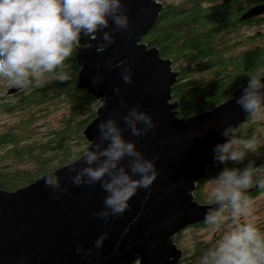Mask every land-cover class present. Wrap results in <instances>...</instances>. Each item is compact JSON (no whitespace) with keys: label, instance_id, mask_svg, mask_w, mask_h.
<instances>
[{"label":"water","instance_id":"95a60500","mask_svg":"<svg viewBox=\"0 0 264 264\" xmlns=\"http://www.w3.org/2000/svg\"><path fill=\"white\" fill-rule=\"evenodd\" d=\"M124 3L130 34L114 33L112 44L104 50H96L99 33L95 39L82 37L75 52L76 87L97 101L106 98L102 107L97 105L94 117L80 134L88 147L98 135L97 122L109 113L123 127L118 115L126 107L135 105L145 110L155 128L139 138L136 147L146 157H155L159 174L147 199L145 190H138L129 200V210L108 224L92 214L101 207L105 194L98 183L74 186L68 181L65 192L53 194L40 176L13 189L0 187V264H14L19 256L25 258V264H176L182 249L175 243V235L188 225L202 222L209 204L194 200L192 190L207 165L218 163L212 158L211 147L229 138L221 131L230 127V136H235L233 130L248 115L233 102L245 83L210 109L184 117L176 115L177 102L171 100L170 91L177 71L172 69L169 58L159 55L157 47L141 41L163 4L159 0ZM263 12L264 3H259L247 8L239 18ZM126 63L132 67L131 84H124L120 69L112 66ZM97 75L101 78L92 85L90 80ZM113 86L120 88L119 96L113 94ZM18 90L10 86L5 93ZM120 99L125 101L123 107ZM122 134L126 139H136L127 129ZM80 163L72 159L57 166V175L63 177L69 166ZM65 183L62 179L61 185ZM125 226L128 230L121 236ZM102 231L108 236L94 255L74 252L77 244L81 249L90 247Z\"/></svg>","mask_w":264,"mask_h":264},{"label":"clouds","instance_id":"9594fccd","mask_svg":"<svg viewBox=\"0 0 264 264\" xmlns=\"http://www.w3.org/2000/svg\"><path fill=\"white\" fill-rule=\"evenodd\" d=\"M130 29L124 0H0V79L17 89L40 86L45 75L52 80L67 81L70 79L67 62L82 37L95 39L99 33L96 50H104L112 44L114 33L130 34ZM121 65L112 66L120 69L124 84H131V65ZM100 78L94 76L90 83L95 85ZM262 78L264 68L248 73L240 94L234 98L233 102L247 114L264 111ZM120 91L118 86H113L114 95L119 96ZM105 101L106 98L100 97L98 106L102 107ZM119 103L122 107L125 105L123 99ZM118 119L123 127L111 113L97 122L98 135L73 158L81 163L69 166L63 177L57 175L55 164L42 174L44 186L53 194L65 192L68 181L74 186L98 183L105 194L101 207L92 214L103 224L129 210V200L138 190L144 189V199H147L150 186L159 174L155 157H146L136 147L139 138L155 128L151 115L132 105L126 107ZM124 129L136 139L124 138ZM230 133L231 128L225 127L221 135L229 138L211 147L213 160L220 164L239 163L246 150L255 149L248 147L251 138L240 139ZM62 179L66 180L64 186ZM202 182L209 204L202 223L213 233L220 231L221 235L201 251L198 264H264V230L242 220L251 211L247 190L254 185L264 189V163L255 165L248 160L240 168L225 166ZM229 221L231 226L224 230L223 226ZM127 230L125 226L121 236ZM107 236L108 233L102 231L90 247L81 249L77 244L74 252L94 255ZM14 264H25V258L17 257Z\"/></svg>","mask_w":264,"mask_h":264},{"label":"trees","instance_id":"16d2710c","mask_svg":"<svg viewBox=\"0 0 264 264\" xmlns=\"http://www.w3.org/2000/svg\"><path fill=\"white\" fill-rule=\"evenodd\" d=\"M159 1L163 7L141 41L157 47L159 55L169 58L177 71L170 91L171 100L177 102L176 115L184 117L212 108L229 98L233 89L246 81L248 73L264 68V30L256 31L263 27V18H239L249 5L264 0ZM78 48L67 62L69 80L60 82L45 75L40 86L0 94V114L11 118L0 122V187L23 185L42 176L53 164L57 167L69 162L84 150L87 143L80 132L94 117L98 101L76 87ZM4 89L0 81V93ZM55 107L65 113L58 119L49 118ZM243 160L231 167L240 168ZM220 169L221 164L209 165L206 177ZM230 226L231 221L223 228ZM206 227L203 224L202 228ZM258 228L264 230V226ZM220 235L218 231L207 240L199 238L183 246L176 264H198L201 251Z\"/></svg>","mask_w":264,"mask_h":264},{"label":"flooded vegetation","instance_id":"af4514ba","mask_svg":"<svg viewBox=\"0 0 264 264\" xmlns=\"http://www.w3.org/2000/svg\"><path fill=\"white\" fill-rule=\"evenodd\" d=\"M259 3H264V1L254 2L253 4L249 5L247 8H249L250 6L259 4ZM254 17L256 18V20L259 19L260 21L263 18L262 23H264V12L259 14L258 16H254ZM247 19H249V18H247ZM262 23H261V26H263L262 28L264 30V25H262ZM259 29H256V31L257 30H258V32L261 31V29L260 30ZM245 82L246 81L242 82L239 85H242ZM239 85H237V86H239ZM229 96H231V95H229ZM261 112L262 111L257 112V113L248 114L246 116V118L244 119V121L241 122L240 124H238L236 126V128L233 130L235 133V136L237 138L241 139V138L246 137L247 139H250L251 137H254V140L252 141L251 144L248 145V147H252L255 149L254 150H246V153H245L246 159L243 160V164L241 165V167H243L244 164H246L248 160H252L255 165H259L261 163H264V118H263V120H261V118L258 117V114ZM260 122H263L262 126H261ZM233 164L235 165L236 162H233V161L226 162L224 164H221V168L225 167V166L231 168V166ZM209 165L217 166V165H220V163L218 162L216 164L215 163L208 164L207 169H208ZM207 169H206V171H207ZM212 171H214V170H212ZM206 173L207 172H205V174L195 182V188L192 190L193 199L196 200L198 203H208V199H205L204 197L201 196L202 190L204 187V184L202 181L204 179H206L207 178L206 175H208ZM198 181H200V182H198ZM261 193H264V190H262L260 188H256V186L254 185V188L248 192V195H253V196H251L250 200H254L255 198L259 197L261 195ZM262 202H264V201L262 200ZM202 226H203V223L200 222V223L188 225L186 227L200 228ZM183 229H185V227ZM180 232H181V230L175 235L174 241L177 238V236L180 234ZM175 243L177 244V242H175ZM177 246H178V244H177Z\"/></svg>","mask_w":264,"mask_h":264},{"label":"rangeland","instance_id":"374dc122","mask_svg":"<svg viewBox=\"0 0 264 264\" xmlns=\"http://www.w3.org/2000/svg\"><path fill=\"white\" fill-rule=\"evenodd\" d=\"M259 28L261 30H263L262 27H258V29ZM249 32L250 33L251 32H255V30H249ZM0 81L4 84V88H5L3 90V92H1L0 94L4 95L6 89L8 87H10V85L8 83H6V81H4L3 79L0 80ZM64 113H65V110L64 109L59 108V107H55V109L49 115V118L58 119ZM9 116L10 115H6L5 114V116H4V114H0V122L3 121L4 119L11 120V118H9ZM258 117H260L261 120H263V118H264V111H262L261 113H259L258 114ZM37 124L38 125H41L40 122H38ZM38 127H39V129H42L41 126H38ZM241 139L247 140L246 137L241 138ZM251 140L253 141L254 140V137H251ZM201 196L204 197L205 199H207V193H206V186L205 185L203 187ZM260 197H263V201H264V194H261L259 197L255 198L254 200H251V211H250V215L247 216V217H243L242 218V220H248L249 222L255 224L257 227L264 226V202H262V199ZM217 232L216 233H213L209 229V227H206V228H202V227L201 228L188 227V228L182 229L181 232H180V234L177 237L178 247L182 248L183 246H187V245L193 243L195 240H199V238L200 239L202 238V240L203 239L204 240H207L210 236L216 235ZM194 235H197V237L194 236ZM194 237H196L198 239H194Z\"/></svg>","mask_w":264,"mask_h":264}]
</instances>
